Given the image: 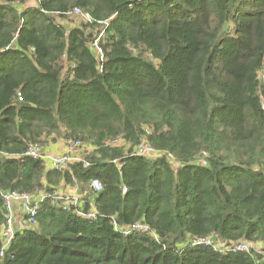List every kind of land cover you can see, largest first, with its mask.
<instances>
[{
    "label": "trees",
    "instance_id": "trees-1",
    "mask_svg": "<svg viewBox=\"0 0 264 264\" xmlns=\"http://www.w3.org/2000/svg\"><path fill=\"white\" fill-rule=\"evenodd\" d=\"M12 190L50 197L0 264H264V0H0V232Z\"/></svg>",
    "mask_w": 264,
    "mask_h": 264
},
{
    "label": "built area",
    "instance_id": "built-area-1",
    "mask_svg": "<svg viewBox=\"0 0 264 264\" xmlns=\"http://www.w3.org/2000/svg\"><path fill=\"white\" fill-rule=\"evenodd\" d=\"M74 15L83 16L87 18V21L92 22V18L90 14L82 12L79 8H75L72 12ZM94 47L101 51L98 46V42L95 41ZM68 148L71 151L81 149L85 146V144L79 140L74 138H68ZM137 152L140 155H151L156 154V150L148 143L146 140H142L141 143L138 145ZM26 155L40 159L44 161L47 160V167L56 169V170H63L67 168L69 164H71L75 157H73L70 153H59L50 158V162H48V157L45 155L43 151V146L40 144H32L28 147L26 151ZM171 159L173 157L170 155ZM79 160V158L77 159ZM204 164L205 161H202ZM91 188L95 192H100L103 189V185L98 178H94L91 180ZM50 196L47 193L41 192L40 194H31V193H22L19 191H6L2 193V199L4 202V208L6 212L5 222L1 228L0 238L2 241V246L0 249V257H3L5 254L6 249L12 244L13 240L16 237V234L19 230L24 229L26 227H33L38 223V216L40 211V204L42 201L46 200ZM54 202L57 203L58 206L62 207L63 209H67L69 206H79L80 201L76 196L63 194L59 191H54L52 196ZM15 203H17L22 211L21 218L17 216V210L15 207ZM80 215H85L83 211H77ZM89 218L95 217V210L92 209L87 215ZM133 228H140L142 230H147L146 226L142 225H134ZM217 241L215 238H200L199 243H205L208 245L219 246L216 243ZM235 251H249L251 250L252 244L247 241H240L237 242L235 245L232 246ZM258 252L263 253L262 250H258Z\"/></svg>",
    "mask_w": 264,
    "mask_h": 264
},
{
    "label": "crops",
    "instance_id": "crops-1",
    "mask_svg": "<svg viewBox=\"0 0 264 264\" xmlns=\"http://www.w3.org/2000/svg\"><path fill=\"white\" fill-rule=\"evenodd\" d=\"M67 139L60 138V139H57L56 141L50 139L49 142L43 146V151H44L45 155L48 157V162H50L51 157H53L59 153H61V154L62 153H70L73 157L76 158V159H74V161H76L78 158L81 159V154L83 153V148L85 146L82 147L81 149L71 151L68 148V140ZM45 165H47V160H45ZM47 168L52 169L49 167H47ZM67 168H64L63 170H58V171H64ZM55 190L62 192L63 194L76 196L78 198V200L80 201V204H82L84 202L83 198L86 197L85 194H83L79 188L71 187V186H65L64 181H61V183L57 186V189H55ZM15 207L17 210L18 218H21L22 211H21L20 206L17 203H15Z\"/></svg>",
    "mask_w": 264,
    "mask_h": 264
},
{
    "label": "rangeland",
    "instance_id": "rangeland-1",
    "mask_svg": "<svg viewBox=\"0 0 264 264\" xmlns=\"http://www.w3.org/2000/svg\"><path fill=\"white\" fill-rule=\"evenodd\" d=\"M34 3H35V1L30 2V4H34ZM71 16H72V18H69L71 20H68L70 22H65V24L67 26L72 25L73 23L74 24H81V23L87 21V18L83 17V16H78V15H74V14H72ZM80 189H81V187H80ZM251 244H252L253 249H255V251H257V252H258V250L263 249V245L259 242H252Z\"/></svg>",
    "mask_w": 264,
    "mask_h": 264
}]
</instances>
